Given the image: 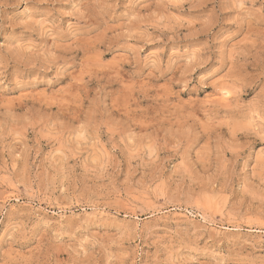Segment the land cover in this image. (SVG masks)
Here are the masks:
<instances>
[{"label": "rangeland", "instance_id": "rangeland-1", "mask_svg": "<svg viewBox=\"0 0 264 264\" xmlns=\"http://www.w3.org/2000/svg\"><path fill=\"white\" fill-rule=\"evenodd\" d=\"M0 264H264V0H0Z\"/></svg>", "mask_w": 264, "mask_h": 264}]
</instances>
